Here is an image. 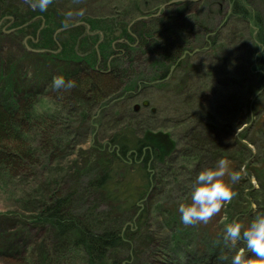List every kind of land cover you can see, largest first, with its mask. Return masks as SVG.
<instances>
[{"label":"rangeland","instance_id":"1","mask_svg":"<svg viewBox=\"0 0 264 264\" xmlns=\"http://www.w3.org/2000/svg\"><path fill=\"white\" fill-rule=\"evenodd\" d=\"M170 1L171 6L168 5ZM170 1L52 0L46 11L33 10L29 0H11L7 3L8 10L4 8L6 2L0 3V82L10 77V81L19 86H40L38 93L34 94L33 107L28 111L32 120L27 126L29 135H36L43 126L39 125L42 119L51 120V123L48 124L49 133L45 135L47 139L38 141L37 154L47 149H52L51 152L56 150L57 141L63 140L52 159L43 162L42 158L20 176L0 179V264H41L43 250L53 251L57 237L47 227L35 224L33 201L42 197L41 192L50 185L56 184L63 191L69 189L75 182L74 172L76 177L79 170L82 177L79 180L86 184L91 173L84 170L85 164L90 163L93 175L102 172L98 159H106L107 156L104 150L94 147L105 146L113 152L116 148L111 143L113 135L126 125L135 130L138 137L142 131L144 135L151 132L150 141L160 134L162 138L159 141H164L157 142L158 145L166 151L169 149L167 153L175 147V153L172 150L173 157L166 164L159 163L146 169L140 159H132V155L130 159L129 154L126 159L120 156L118 160L121 163H117L119 167L116 166L112 173V190L108 193L102 190V195L97 192L90 196L89 203L96 204L94 213L103 224L108 226L117 218L123 228L124 244L112 249L106 261L192 264L195 256L200 255L201 258L209 250L221 248L224 249L223 254L219 259L215 256L213 263L230 264L232 256L245 247L242 241L235 245L225 244L223 232L227 223L239 221L247 227L263 212L264 88L259 86L254 94L253 77L255 61L262 50L256 39L258 28L251 21L230 19L233 4L218 6L213 0H180L181 5L174 6L175 2ZM251 3L264 16V0H251ZM178 8L181 14L177 19L185 31L183 36L191 45L182 54L188 62L179 69L173 63L168 64L169 71L165 77L175 68L161 85L155 75V62H159L160 50L152 48L155 36L159 35H150L143 41L137 38L135 31L141 28V23L152 24L176 14ZM28 12L34 13L33 19L26 18ZM17 13L19 19L16 18ZM53 14L58 25L55 28L48 20ZM23 17L26 20H22ZM196 17L201 22L190 23ZM110 23H114L112 30L107 28L112 25ZM47 26L52 30L49 40L48 32L47 35L41 33ZM124 26L137 39L130 41L134 47L131 53L121 49L122 44L128 41L122 35ZM69 36L76 39L71 42L73 47L68 42ZM85 36L90 38L89 43L84 42ZM33 39L47 47L32 46ZM109 39L113 40L111 52L106 48ZM91 42L95 43L97 63ZM36 49L48 51L45 52L46 57L39 56L34 51ZM101 51L110 56L105 59ZM68 54L67 57L85 58L102 71H80L72 75V81L79 76L97 77L100 74L110 82L111 75L118 77L117 85L111 89L106 87L107 92H99L102 103L96 112L101 114V118H96L93 123L77 106L64 104L70 89L52 87L53 78L63 76L60 66L65 63L58 58H65ZM120 65L129 71L119 70ZM78 67L84 68L81 63ZM109 69L116 70L108 73ZM126 85L132 92L140 90L138 96L134 97L136 94L132 92L127 96L121 94ZM5 86L3 81L0 88ZM29 104L30 100H27L26 105ZM115 120L117 124H114ZM194 133H208L206 139L209 140L205 150H195L197 155L204 156L197 163V160L192 162L195 157L185 158L183 155L189 151ZM50 139L55 140L54 147H40V144L44 146L43 141L47 143ZM65 139L68 141L66 145ZM164 151L160 149L161 153ZM111 157L114 158L113 155ZM221 158L229 161L222 179L227 181L232 172H241V179L233 186L235 195L207 223L184 225L179 206L191 203L190 193L196 176L206 168L215 167ZM142 192L143 197L139 199L138 194ZM127 202L136 203L126 209L131 204ZM12 239H15L12 254H8L9 250L3 253V241ZM17 248L19 252H15ZM61 248L60 253L72 255L76 264H87L79 250L67 245ZM50 254L53 259V254ZM246 256L257 259L250 253Z\"/></svg>","mask_w":264,"mask_h":264},{"label":"trees","instance_id":"2","mask_svg":"<svg viewBox=\"0 0 264 264\" xmlns=\"http://www.w3.org/2000/svg\"><path fill=\"white\" fill-rule=\"evenodd\" d=\"M10 1L11 0H0V3L6 2L4 3L5 10H8L7 3H9ZM166 1L169 2L170 0ZM213 2L218 6L233 4L232 15L230 19H233L235 17L237 19L245 21L246 23L248 21H251L258 28V31L256 33V39L257 43L260 44V46L262 47V50L260 55L257 57L253 68V77L255 85L254 94H256L259 90V86L264 88V16H262L258 8H255L253 6L251 0H213ZM181 3L182 2L178 0L177 2L173 3V5L180 6ZM10 10L13 9L10 8ZM13 12L16 14V11ZM179 14H181V10H179L178 8L176 9V14L174 13L167 16L166 18L158 19L152 24H148L145 22L141 23V28L135 31L137 32V38H140L143 41H145L146 38L150 37V35H159V37L155 36L156 40L154 41V45H152V48L153 50L154 48H159L160 50L159 62H155V75H157L158 71H160L159 77L161 78L165 77L167 72L169 71L168 64H176L179 61L176 64V67L179 69L186 65L188 62V58H186V60H180L182 54L186 50H188L191 45L183 36L185 31L183 30V28H181V23L177 19V15ZM26 15V18L33 19L32 16L34 15V13L28 12L26 13ZM25 17H23L22 20H26ZM16 18L19 19L20 16L18 15ZM48 20L52 22V28H55L56 26L58 27V25L56 24L57 19L54 14L52 18L50 17V19L48 18ZM197 22H201L200 18L196 17L190 20V23L192 24H197ZM110 24L112 25H108L107 28L109 30H112L114 23ZM47 32L49 40V38H51V28H43L41 31V33L44 35H47ZM98 33L100 32H97V34ZM122 35L126 36L128 41L126 43L123 42L124 44H122L121 49L124 48L129 53H131L130 50L134 49V47L131 45L130 41H136L137 39L133 33L128 31L127 26H124L122 28ZM215 39L212 40V44ZM75 40L76 39L71 38V36L68 37V42L70 43V46L73 47V44L71 42ZM83 40L84 42L88 43L91 41L90 38L87 36H85ZM31 41L32 44L30 42L29 43L36 48L47 47L43 43L39 42V40V43L37 41L35 43L34 39ZM112 42L113 40L109 39V44L106 47L109 48V52H111L112 50V48H110ZM92 44V51L95 56L94 61L95 63H97L96 48L94 47L95 43ZM64 45L69 46L68 43H65ZM64 45L63 48H67ZM101 46L103 45L101 44ZM52 54L55 55V53ZM38 55L46 57L47 53H39ZM69 55L70 54L65 55V58H58L61 62L65 63L64 66L60 67L63 68V77L66 81L67 79H70L72 75H75V73L80 71L91 69L94 73L99 72L97 70L92 69V64L85 60V58L77 60V57H67ZM101 55L105 59L110 56L109 53L107 55V53H102V51ZM128 58L129 57H127L126 59ZM80 63L84 67L83 69L78 67V64ZM115 68L119 67L115 65ZM122 69L124 70V72L129 71L127 67H123V65L119 70ZM115 70L116 69H113V71ZM110 79L111 82L105 77V75L101 74L97 77H77L76 79H74L75 87L71 88L68 92V98L64 99V104L66 106H77L78 110L81 111L82 114L89 117L91 121L94 116V114L92 115V113L97 109L98 105L102 103L99 100L100 97H98L99 92L106 91V87L108 89H111L112 86L117 85L118 83L117 76L111 75ZM3 81L6 82V86L3 89L0 88V179L14 177L15 175L20 176L21 174H23L22 172L24 170H27V168L29 167H33L38 162H40L42 158L43 162L52 159L51 156L54 155L55 151L63 145V140L61 142L57 141L55 147L56 150L51 152L52 149H50L49 151L47 149L48 152L45 150L41 154L36 153V151H38V141L40 139H47L45 135L49 133L48 131L50 130V126L48 124L51 123V120L46 121L45 119H42L39 125L43 126L38 130V132L41 131V133L38 135V132H36V135H29L27 126L32 123V120L28 111L30 108L33 107L34 94L38 93V88H40V86L36 88H32L30 86H19L17 85L15 80V83H13V81H10V77L3 79L0 84H2ZM27 100H30L29 105H26ZM103 102L106 103L105 100H103ZM115 122L116 123L114 124H117L116 120ZM46 124L48 125V128L46 127ZM137 126L139 125L137 124ZM129 127L130 126L128 125L121 127L118 131L115 132V135H113L111 143L117 148H115L113 152L107 150V147L105 146L100 145L94 147L99 150H104L103 152L104 154L106 153L107 156L106 159H98V164L100 165V170L102 172L93 175L90 170L91 168L89 167L90 163H88L87 165L85 164V166L83 167L84 170L88 169V173H91V176H89L88 181L85 182L86 184H84V182H80L79 179L82 177L79 176V173L81 172L79 170L76 172V177L74 172L75 182L74 185L69 187V189L63 191L56 184L50 185L44 189V192H41L42 197H40L38 200L33 201L32 204L35 206L36 209L34 217L35 224L43 228L47 227L49 230H51L53 235L57 237V243L54 245L53 251L43 250L41 264H76L72 261V255H70L69 257L68 254L60 253V251L62 250L61 247L64 245L71 246L76 250H79L84 255L86 259L85 262L87 264H122L121 260H113L110 263L106 261L112 249L116 248L121 244H124V237L121 236V231H123V228L119 225L121 221L120 219L116 218L113 222L108 223V226L106 225V223L103 224L99 220L97 215H95L94 213L96 204L91 205L89 203V198L97 192L102 195V190L107 191V193L112 190V187L110 186L112 184V173L113 169H115V167L117 166V163H121L118 160L119 158L121 159V157H123V159H126L129 154L131 159L132 155V157L134 156L132 159H136L137 161L138 159H140L142 162V166L146 169L149 166H155V164H166L168 159L173 157V154L171 155V153L174 151L173 149L175 148H172L170 152L167 153L169 149L166 151V149H163L161 145L159 146L157 143L164 141V139L159 141L160 138H162L160 134H155L157 135L154 140L156 141L155 144L154 141L148 140V137L152 135L151 132H146L148 135H144L142 131L141 137H138L134 132L135 130L133 129L134 131H132ZM37 135L40 136L38 139L36 137ZM192 135V145L190 149L188 148L189 151L184 153L183 155L185 156V158L195 157V160L192 161L193 163H195L196 160V163L201 162L200 160L203 159L204 156L197 155V152L195 150H205V146L209 142V140L206 139L208 133L205 135H199L194 133ZM35 139L37 140L35 141ZM64 142L65 145L68 144L67 139H65ZM43 144L45 147L41 144L40 147H54L55 140L53 141L50 139L49 141H47V143L43 141ZM160 149L165 151L161 153ZM130 150L132 151L131 153L129 152ZM190 150H192L193 152H191ZM46 152L47 154L45 155ZM111 155L114 156L113 159ZM133 161L135 163L137 162L135 160ZM190 162L191 161H188V163ZM112 165L114 167H112ZM261 174H264V170H261ZM143 193L144 192H142L140 195L138 194L139 199L143 197ZM135 203L136 202H127V204L129 205H127L126 209L130 208L131 206H134ZM261 215H264V202L263 212L261 213ZM131 234H133V232ZM14 245L15 239L10 240L9 242L3 241V253H5L6 250H9L8 254H12L11 250H13ZM218 249L219 250H209V252L204 253L201 258L200 255L195 256L191 260L192 264H214L212 259L215 256H217L219 259L220 255L223 254L224 249ZM14 250L15 252H19V248ZM50 253L53 254V259Z\"/></svg>","mask_w":264,"mask_h":264},{"label":"clouds","instance_id":"3","mask_svg":"<svg viewBox=\"0 0 264 264\" xmlns=\"http://www.w3.org/2000/svg\"><path fill=\"white\" fill-rule=\"evenodd\" d=\"M51 2L52 0H29L30 7L40 11H46ZM52 87L71 89L75 84L74 81H66L63 76H59L53 78ZM228 166L229 161L221 158L215 167L206 168L196 176L190 193L191 203L179 206L180 219L184 225L207 223L235 195L233 186L241 179V172H232L225 181L222 178ZM223 240L225 244L235 245L242 241L245 245L232 256L230 264H264V215L257 216L247 227L239 221L227 223ZM246 253L257 259L247 257Z\"/></svg>","mask_w":264,"mask_h":264},{"label":"bare ground","instance_id":"4","mask_svg":"<svg viewBox=\"0 0 264 264\" xmlns=\"http://www.w3.org/2000/svg\"><path fill=\"white\" fill-rule=\"evenodd\" d=\"M123 54H125V53H123ZM109 68H110V66L109 65H107ZM109 71V73L110 72H112L113 70L112 69H109L108 70ZM173 71V70H172ZM170 73H172L171 72V70H170ZM169 73V75H167V77H163V78H161V77H159V75H160V71H158V73H157V79H158V83H161V84H163V83H165L168 79H169V77L171 76V74ZM127 83H128V81H127ZM138 83H139V81H138ZM137 83V87H138V84ZM28 87V86H27ZM138 89V88H137ZM123 91H122V93L121 94H123L124 96L126 95H128L130 92H132V90L130 89H127V85L122 89ZM126 90V91H125ZM120 91V90H119ZM139 91L140 90H138L137 92H132V93H135L136 95H134V97H136V96H138V94H139ZM124 92V93H123ZM65 103V102H64ZM95 112V115L97 116V117H95V116H93V118H92V120H91V122L93 123V121H95L96 120V118H97V120H99L100 118H101V114L99 115V113H97L96 112V110L94 111ZM94 114V113H93Z\"/></svg>","mask_w":264,"mask_h":264},{"label":"water","instance_id":"5","mask_svg":"<svg viewBox=\"0 0 264 264\" xmlns=\"http://www.w3.org/2000/svg\"><path fill=\"white\" fill-rule=\"evenodd\" d=\"M176 1V0H175ZM175 1H172V2H175ZM171 2H169L168 3V5L170 4ZM162 8H164V7H162ZM142 18H145V17H142ZM139 19H141V17L139 18ZM43 25H44V22H43ZM63 30L64 29H66V28H62ZM26 46H28L27 44H26ZM34 51H36V52H43V51H45V50H42V49H36V50H34ZM95 68H97L96 66H95ZM174 69V67L171 69V72H172V70ZM171 74V73H170ZM144 105L145 106H147L148 105V102H144Z\"/></svg>","mask_w":264,"mask_h":264},{"label":"flooded vegetation","instance_id":"6","mask_svg":"<svg viewBox=\"0 0 264 264\" xmlns=\"http://www.w3.org/2000/svg\"><path fill=\"white\" fill-rule=\"evenodd\" d=\"M96 67H97V68L94 67V70H97V71H99V72H102V71L100 70V68H99L97 65H96ZM107 72H109V71H107Z\"/></svg>","mask_w":264,"mask_h":264}]
</instances>
